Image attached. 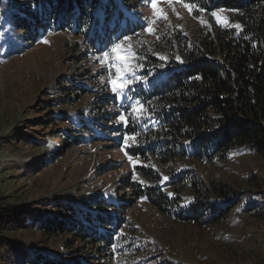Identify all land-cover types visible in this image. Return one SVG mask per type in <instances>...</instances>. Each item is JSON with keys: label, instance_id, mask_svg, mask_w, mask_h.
Instances as JSON below:
<instances>
[{"label": "trees", "instance_id": "trees-1", "mask_svg": "<svg viewBox=\"0 0 264 264\" xmlns=\"http://www.w3.org/2000/svg\"><path fill=\"white\" fill-rule=\"evenodd\" d=\"M180 1L204 15L205 24L192 36L159 30L152 42L137 45L122 95L109 84L116 74L103 65L92 72L97 61L89 55L109 53L146 29L151 0H0L9 22L0 29V50L23 51L50 32L67 31L80 41L70 60L91 66L56 79L59 97L38 100L41 117L18 127L33 126L30 133L21 135L16 127L0 137V155L21 141L45 144L47 152L36 162L42 167L67 148L101 144L126 161H106L99 175L128 167L101 195L76 208L41 200L31 209L0 195V264H173L134 242L126 214L138 201L197 228L224 222L232 212L264 221V178L252 173L236 191L235 182L213 167L232 152L264 160V0ZM219 10L226 12L224 24L209 15ZM83 97L89 98L88 117H59L52 109ZM189 162L204 174L184 167ZM0 165V181L15 172L9 159ZM29 169L37 168L25 165ZM34 233L66 235V253L53 258L26 248L23 236ZM249 264H264V252Z\"/></svg>", "mask_w": 264, "mask_h": 264}, {"label": "rangeland", "instance_id": "rangeland-1", "mask_svg": "<svg viewBox=\"0 0 264 264\" xmlns=\"http://www.w3.org/2000/svg\"><path fill=\"white\" fill-rule=\"evenodd\" d=\"M156 3L160 13L152 6L147 11L146 29L151 27L153 31L149 33L144 29L127 39L125 37L117 44L122 46V54L128 57L130 67L126 70L127 73L131 69L133 49L140 43L152 42L157 31L174 28L192 36L198 27L205 24L204 15L200 12L194 14L191 6L190 12L180 0ZM214 12L219 20L212 15ZM214 12L209 15L224 24L226 12ZM8 27L7 14H4V9H0V29L5 31ZM76 44L80 45L78 37L67 31H58L50 32L38 43L23 51L8 53L0 50V137H7L16 127L21 135L30 133L34 129L33 126L18 127L24 121L35 124L41 117L43 113L38 112L40 109L35 110L38 100L59 97L53 89V82L79 73L82 69L80 67H91L86 61L76 64L70 60L71 56L76 54ZM89 59L97 61V65L92 66V72L98 65H103L110 75L115 73L112 63H119L112 49L108 58L103 54H90ZM115 77L119 79L117 75ZM125 82L130 83L128 75ZM120 93L125 95L126 92L123 90ZM88 103L89 98L83 97L68 105L55 104L52 109L59 117L74 116L79 112L88 117ZM35 112L37 114L33 115ZM49 129L52 127L48 126L44 131ZM35 131L42 133L43 128L37 126ZM47 147L45 144L37 146L21 141L3 150L0 164L9 159L11 165H15V172L8 175L6 180L0 181V195L5 201L35 209L38 201L59 200L76 208L86 205L82 200L87 201V197L101 195L105 186L114 183L123 171L128 170V167L122 166L118 170L99 175L106 161L120 165L126 161L119 151L109 150L101 144L67 148L55 161L38 167L36 162L47 152ZM25 165L37 169L26 171ZM186 166L204 174V171L193 163L189 162L184 165ZM213 167L222 176L228 177L230 182H235L236 191H239V185L242 186V181L252 173H258L264 178V160L248 154L237 156L232 152L227 161L215 163ZM231 215L226 221L211 227L197 228L162 216L142 201H138L126 214L133 221L132 231L136 236V245L141 249L150 248L152 252L155 250V253H162L173 264H249L250 259L264 252V221L254 222L237 212H232ZM66 238V235L40 238L34 233L24 235L21 241L26 248L54 258L66 253L63 246Z\"/></svg>", "mask_w": 264, "mask_h": 264}, {"label": "snow or ice", "instance_id": "snow-or-ice-1", "mask_svg": "<svg viewBox=\"0 0 264 264\" xmlns=\"http://www.w3.org/2000/svg\"><path fill=\"white\" fill-rule=\"evenodd\" d=\"M151 6L154 10L157 11V13H160V10L157 9V3H156V0H151ZM185 8H188V10L191 12L192 11V8L190 7L189 4L185 3ZM214 17L217 18V20H219V17L217 16V13H213L212 14ZM239 27V26H237ZM149 33H151L153 31V29L151 27H148L146 29ZM127 39V37H126ZM121 48L122 46L121 45H115L113 46L112 48V52L113 54L116 56V60L119 61V63H112V68L115 70V73L116 75L119 77V79H111L109 82L111 84V87H112V90H113V93H117V92H122L126 87H127V84H126V77L128 75L127 73V69L130 67V65L128 64V57L124 54H122L121 52ZM103 56L105 58H108L109 57V53L107 51L103 52ZM179 59V58H178ZM124 73V75H120L121 73ZM134 75V73H133ZM122 122H127L126 121V118L121 115L120 118H119ZM127 139V137H126ZM129 159L131 160V157H129ZM164 179H168L167 177H165Z\"/></svg>", "mask_w": 264, "mask_h": 264}]
</instances>
